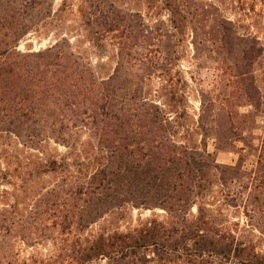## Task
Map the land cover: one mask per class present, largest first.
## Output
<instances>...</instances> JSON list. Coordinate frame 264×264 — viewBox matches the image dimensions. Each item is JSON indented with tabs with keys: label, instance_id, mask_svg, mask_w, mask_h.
I'll use <instances>...</instances> for the list:
<instances>
[{
	"label": "trees",
	"instance_id": "obj_1",
	"mask_svg": "<svg viewBox=\"0 0 264 264\" xmlns=\"http://www.w3.org/2000/svg\"><path fill=\"white\" fill-rule=\"evenodd\" d=\"M148 1V8L155 1L164 3L176 38L184 34L189 22L192 38L197 37L200 45L208 41L204 38L211 32L224 30L226 21L207 20L202 10L191 6V0ZM53 2L0 0V131L15 133L31 148L53 140L70 150L71 161L67 155L46 161L43 172L58 175L62 183L48 190L47 196H75L82 202L80 211L95 197L100 200L98 207L111 212L138 194L151 195L170 217L169 222L153 217L126 232L92 236L75 248H66L56 261L47 264H93L98 260L106 264H215L214 258L224 253L231 254L236 264H264V251H256L250 243L235 242L234 236L219 230L210 234L204 228L208 223L189 212L205 189L202 170L218 166L205 143L198 149L174 140L181 118L177 107L183 95L170 83L168 72L176 50L163 49L168 38L164 29L158 23L146 24L138 12L120 9L115 0H62L59 11L75 7L79 34L93 49H114L115 67L102 78L66 38L37 51L17 50L19 40L43 16L48 17ZM211 44L217 47L216 42ZM242 58L246 59L245 54ZM160 76L166 83L157 95L154 82ZM157 97L163 102L158 104ZM244 100L246 105L252 103L250 96ZM238 117L249 118L250 113L229 112L226 118L232 127L214 139L227 144L241 160L247 151L234 145L243 139V132L233 126L234 122L240 124ZM81 130L95 141V148L78 144L76 136ZM215 149L228 151L219 144ZM263 160L261 146L258 162ZM236 178H231L230 184ZM250 180L252 189L245 196L235 183L226 192L231 200L245 201L246 213L250 212L264 236V181L257 174ZM124 184L121 193L118 189ZM94 209L97 214L98 208ZM5 213L0 210V233L8 219ZM67 215L56 216L63 231L76 225Z\"/></svg>",
	"mask_w": 264,
	"mask_h": 264
},
{
	"label": "rangeland",
	"instance_id": "obj_2",
	"mask_svg": "<svg viewBox=\"0 0 264 264\" xmlns=\"http://www.w3.org/2000/svg\"><path fill=\"white\" fill-rule=\"evenodd\" d=\"M61 1L54 0L51 13L43 16L19 40L17 50L37 51L66 38L72 49L91 64L98 77L107 76L115 67L114 49L108 47L103 52L93 49L79 34L75 7L60 12ZM191 1V6L202 10L207 20L226 21L222 25L224 30L211 32L204 38L208 41L201 45L197 37L192 38V22L187 23L184 34L178 38L172 35L170 17L163 2L155 1L153 7L148 8V0H115L120 9L138 12L146 24L158 23L167 33L163 49L176 50L174 65L168 72L170 83L183 95L177 107L181 118L177 120L174 140L198 149H203L202 142L205 143L207 153L218 166L202 170L205 189L197 204L190 206V214L207 222L204 228L210 234L216 230L231 234L235 242L250 243L256 251L263 252L264 236L254 218H250V212L246 213L245 201L231 200L226 189L235 183L245 196L252 189L250 179L254 175L261 176L264 181V160L258 162V149L264 146V0ZM66 26L72 31L64 29ZM211 42H216L217 47ZM243 54L246 59L242 58ZM165 83L162 76L155 79L157 95ZM247 96L252 98V103L246 105ZM155 100L158 104L163 102L162 97ZM229 112L250 113L249 118L238 117L240 124L233 123L243 132V139L234 143L236 148L247 151L241 160L238 153L228 150L227 144L214 139L232 127L226 118ZM199 116L205 133L203 141L198 127ZM76 139L85 149L96 147L85 130L79 131ZM215 144L228 151H216ZM69 151L53 140L42 141L31 148L15 133L0 131V210H5L8 216L0 233V264H47L56 261L66 248H75L92 236L116 230L126 232L153 217L169 222V213L151 195L138 194L135 200L121 203L120 208L111 212L98 207L100 200L95 197H90L80 211L82 202L75 196H47L48 190L62 183L58 175L43 172L46 161L67 155ZM67 157L71 161L70 156ZM231 178L236 179L230 184ZM126 185L118 191L123 193ZM62 202L65 204L60 205ZM197 206L201 207L200 212ZM60 214H68V219L75 221L70 231H63L61 220L56 218ZM224 254L214 258L215 264H236L231 254ZM93 264H106V261L98 260Z\"/></svg>",
	"mask_w": 264,
	"mask_h": 264
}]
</instances>
